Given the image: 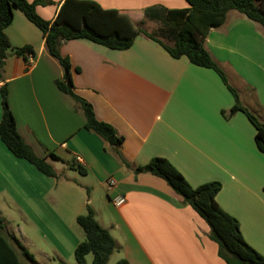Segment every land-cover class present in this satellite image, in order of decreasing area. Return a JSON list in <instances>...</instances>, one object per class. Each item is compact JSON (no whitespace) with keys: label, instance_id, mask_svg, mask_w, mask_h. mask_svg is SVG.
I'll use <instances>...</instances> for the list:
<instances>
[{"label":"crops","instance_id":"crops-1","mask_svg":"<svg viewBox=\"0 0 264 264\" xmlns=\"http://www.w3.org/2000/svg\"><path fill=\"white\" fill-rule=\"evenodd\" d=\"M46 1L36 11L51 21L64 0ZM86 1L128 18L147 33L160 27L147 14L188 8L185 0ZM4 34L12 51L0 70V89H7L17 133L54 168L56 177L16 158L0 140V204L25 213L47 235L56 233L51 240L60 255L73 254L84 232L66 225L54 207L62 191L86 192L73 219L76 223L87 206L94 211L116 243L109 261L116 256V263L129 264H225L208 237L207 224L164 180L134 175L135 166L161 157L192 187L218 181L216 202L237 219L246 243L264 257V154L242 113L221 114L234 100L214 71L194 66L186 57L173 59L143 33L127 50L88 40L63 43L60 53L69 59L72 91L92 106L98 121L122 137L113 146L84 129L83 111L56 87L64 69L49 54L41 31L13 9ZM24 47L32 53H14ZM205 48L245 105L264 110V29L232 10L223 26L209 31ZM109 177L116 181L111 190ZM118 195L125 198L121 207L112 204Z\"/></svg>","mask_w":264,"mask_h":264},{"label":"trees","instance_id":"trees-1","mask_svg":"<svg viewBox=\"0 0 264 264\" xmlns=\"http://www.w3.org/2000/svg\"><path fill=\"white\" fill-rule=\"evenodd\" d=\"M185 1L188 5L186 9L156 12L155 16L147 14L148 18L160 23L156 33L152 34L135 26L128 18L117 16L114 11L104 10L92 1L64 0L56 17L48 21L36 11L37 6L49 4L46 0H0V70L12 51L4 30L13 21V9H17L41 31L49 54L63 67L64 76L62 80H56L55 85L59 91L70 96L83 111L84 129L98 135L109 145L119 146L123 141L122 137H118L109 124L98 121L92 106L73 93L69 59L61 55L60 47L68 41L88 40L108 49L127 50L135 38L143 33L159 43L173 59L186 57L192 65L214 71L234 100L229 111H221V114L228 118L237 112L242 113L255 130L254 141L257 149L264 154V123L240 104L237 91L229 85L224 72L205 48L209 31L223 26L227 13L232 10L264 29V0ZM157 36L171 41L173 45L163 44ZM25 52L31 54L32 49L24 47L14 50L16 55ZM0 94V140L13 156L27 161L43 175L55 178L54 168L44 158L36 156L17 133L5 86L1 87ZM50 156L56 158L53 154ZM122 162L129 166L123 160ZM78 170L83 173L80 168ZM133 173L135 176L150 174L164 180L181 197L182 203L191 207L207 224L208 237L217 245L218 257L225 264H264V257L244 240L237 219L225 212L216 202L215 198L221 189L218 181L192 187L167 159L161 157H154L144 165L135 166ZM76 223L84 232V240L73 252L76 264H87L86 256L89 254L93 257L92 264H108L110 256L117 249L116 243L110 232L97 222L94 211L87 206L86 213L77 216ZM3 229V221L0 219V264H22L16 249L10 243L15 241V238L13 235L4 236ZM17 246L27 261L35 263L33 256L22 245L17 243ZM116 264L129 263L120 260Z\"/></svg>","mask_w":264,"mask_h":264},{"label":"rangeland","instance_id":"rangeland-1","mask_svg":"<svg viewBox=\"0 0 264 264\" xmlns=\"http://www.w3.org/2000/svg\"><path fill=\"white\" fill-rule=\"evenodd\" d=\"M255 2H257L255 0ZM160 26V23H159ZM152 34L156 33V29L152 30ZM158 39H163L162 37L157 36ZM239 96L240 104L247 108L261 123H264V110L256 109L250 105H245L242 99V94L239 90L236 89ZM62 198L59 205L54 207V211L61 220L66 225H73L77 231L82 233L80 227L74 222L73 215L77 210V204L82 205L87 199L86 192L83 193H70L67 191H62ZM81 199L79 200V198ZM6 204H0V219L3 221L4 229L2 230V234L4 236H12L15 238V241H10L11 245L16 249L19 260L22 264H76L73 254L71 255H60L57 252V247L55 243L52 241L53 237L57 234L51 232L50 235H47L42 228L32 220H29L25 217V213L22 216L20 211L12 207H7ZM101 208V205H99ZM84 210V209H83ZM86 213V210L83 211ZM83 215V214H82ZM25 217V218H23ZM19 241L17 240V238ZM52 239V240H51ZM84 239H82L83 241ZM23 244L24 249L33 256L35 263H30L21 255V249L18 248L17 243ZM21 245V244H20ZM44 253L50 255L53 260L48 261L44 256ZM92 255L89 254L86 256L87 264H92ZM108 264H116V256H113Z\"/></svg>","mask_w":264,"mask_h":264},{"label":"built area","instance_id":"built-area-1","mask_svg":"<svg viewBox=\"0 0 264 264\" xmlns=\"http://www.w3.org/2000/svg\"><path fill=\"white\" fill-rule=\"evenodd\" d=\"M106 185L108 187L109 190H111L112 188H114L116 186V181L114 178L112 177H109L107 180H106ZM112 204L115 206V207H121L122 205L125 204V198L121 195H118V196H115L113 199H112Z\"/></svg>","mask_w":264,"mask_h":264}]
</instances>
